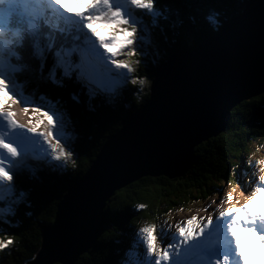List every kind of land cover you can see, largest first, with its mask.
<instances>
[{"label": "trees", "instance_id": "1", "mask_svg": "<svg viewBox=\"0 0 264 264\" xmlns=\"http://www.w3.org/2000/svg\"><path fill=\"white\" fill-rule=\"evenodd\" d=\"M246 1L154 0V9L148 10L149 14H144L148 11L141 9L139 14L142 16L135 14L133 18L135 24L140 23L133 28L138 71L153 80L157 71L155 62L163 63L182 49L196 50L205 39L218 34L223 25L238 15ZM213 12L219 15H212ZM48 21L45 22L48 24ZM49 25L45 27L57 32H48V36L32 33L33 38L32 34L18 37L22 38L23 46L19 44V48L10 53L11 46L8 54L19 67L18 79L29 85L30 92L26 93L37 103H49L64 115L63 126L67 134L73 135L67 149L72 153V159L62 164H46L48 167L42 170L43 166H40L18 172L14 186L15 191L22 193L20 202L10 213L0 215L1 238L12 239L0 249V264H27L35 257L42 243L43 229L55 220L64 195L88 171L104 144L120 130L123 117L150 97V86L143 90L131 76L124 77L119 71H116L119 82L106 88L109 90L95 87L94 80L102 81L93 77L90 80L80 71L65 75L57 53L63 56L83 44L78 40V34L70 32L63 23L53 19ZM32 28L39 29L36 23ZM44 39L53 45L43 53L28 42ZM157 56L160 61H156ZM72 59L77 63L78 58ZM49 73L59 83L54 84ZM48 94L50 98H41ZM263 98L264 93L246 101L242 108L239 107L245 103L233 108L223 134L195 147V164L184 176H144L117 190L105 205L102 228L92 247L75 264H128L129 256L135 254V243L143 237L140 229L152 225L157 212L170 215L195 202H204L211 195H217L224 183L246 187L247 181L240 175L234 158L243 161V154L250 153L249 141L264 143ZM129 104L131 107H126ZM2 206L0 203V208ZM158 222L156 233L162 235ZM144 250L145 247L137 249L140 255Z\"/></svg>", "mask_w": 264, "mask_h": 264}, {"label": "water", "instance_id": "2", "mask_svg": "<svg viewBox=\"0 0 264 264\" xmlns=\"http://www.w3.org/2000/svg\"><path fill=\"white\" fill-rule=\"evenodd\" d=\"M17 85L28 91L26 82ZM263 91L264 0H250L196 50L182 49L158 66L151 98L123 117L120 130L64 195L27 264H75L92 247L117 190L144 176H184L195 161L194 147L224 132L233 107ZM95 199L99 204L91 203Z\"/></svg>", "mask_w": 264, "mask_h": 264}, {"label": "snow or ice", "instance_id": "3", "mask_svg": "<svg viewBox=\"0 0 264 264\" xmlns=\"http://www.w3.org/2000/svg\"><path fill=\"white\" fill-rule=\"evenodd\" d=\"M46 4L49 8L60 9L61 6L55 3L54 0H0V24L9 19H15L20 16V9L23 8L26 12H31L33 15L38 14L41 10L40 5ZM121 9V18L127 17L124 27L126 28L128 22L133 15L134 9L152 10L154 9V0H147V7H138L132 4V0H112V10ZM69 16L73 13H68ZM81 16H87L88 13H80ZM85 23H91V20L85 21ZM2 28V27H0ZM131 34L126 37V42L117 43L105 36L98 38L94 42V46L84 44L83 47H78L72 51H78L80 57L83 56V62L75 63L72 59V51L61 56L60 63L64 67V74L67 75L70 72L80 71L82 75L93 77L101 80L105 83V86H111L115 83L114 77L116 73H109L106 69H103V61L97 57L96 51L98 47H103L112 59V64L117 69H127L128 64L125 60H117L115 57L118 55L120 49L128 46L131 41ZM98 45V47H97ZM132 47L127 48L128 54ZM133 50V49H132ZM2 67V66H0ZM19 71L18 65L12 64L10 68L0 70V76H4L5 79L0 80V94L3 95L4 100L0 103V118H3L5 122L3 126H0V182H11L14 179L13 172H21L23 170L22 160L27 157V152L31 146V138L26 133L20 131V124L14 118V114L9 110L6 105L12 100V96L9 95L10 80H14ZM49 78L54 84L59 83L55 79L54 75L49 73ZM142 83L147 84V81L136 80V85ZM74 99V98H73ZM27 111V109H25ZM34 112L39 113L40 110L34 109ZM52 111H59V109H53ZM48 121L49 127L52 131H44V134L48 137L49 143L53 144V158L56 161L63 162L65 160L72 159V153L64 148L60 139H56L54 132L57 130L58 121L64 119V115L61 114L55 118V124L51 123L54 116L49 115L48 112L41 113ZM32 132H38V126L31 128ZM5 153L7 155H5ZM13 159L9 160L8 157ZM259 163V161H257ZM260 186H253L251 195L248 196L246 203L239 207L226 206L222 210L218 211L215 216L209 214L206 217H197L195 215L190 216L186 220L182 221L175 229L173 239L178 238V242L173 243L167 241L166 247L158 245L157 241L160 239L156 233V226H145L141 231L143 233L144 244L146 245L147 255L142 264H220L221 256H216L215 260L209 252L220 246L224 247L222 243V237L217 233L211 231V226L220 222L222 227L227 230L232 240L235 239L234 231L236 229L251 228L257 234L264 233V220L253 218L250 214L253 202L259 198L264 197V175L258 178ZM229 193H225L224 199H229ZM143 207V205H141ZM219 207V205H217ZM162 231V229H161ZM10 243V238H0V249H3ZM223 256L228 257L225 264H232L231 256L225 251Z\"/></svg>", "mask_w": 264, "mask_h": 264}, {"label": "rangeland", "instance_id": "4", "mask_svg": "<svg viewBox=\"0 0 264 264\" xmlns=\"http://www.w3.org/2000/svg\"><path fill=\"white\" fill-rule=\"evenodd\" d=\"M244 7H245V5H244ZM244 7H243V9H244ZM140 12L142 13L141 9H138V10L134 9L133 15L131 16V20H133V18L135 17V14L138 16V14ZM38 13H41V10ZM144 14H149V11H148V13H144ZM36 15H33V16H36ZM139 15H140V17L142 16L141 14H139ZM38 16H40V15H38ZM133 31H134V29H132L131 33H130L131 38H132L130 41V44L128 46L120 49L118 55L115 57V59H117V60H120V59L125 60V62L128 64V68L127 69L115 68V65L112 64L113 57L110 54H108L107 52H105L104 49L101 48L102 50L100 52L103 53V56L106 59V60H103V62H102L103 63V69H117V71L121 72L124 77L130 78V76H131L133 80H136V78H138L141 81H147V84L142 83L141 87L143 90H146V88L148 86H150V90H151V86H152L154 78H153V80L150 81V78L148 76L140 73V71H138V69H137V66L139 65V61H136L134 59L133 50L135 49V43L136 42L133 41L135 39ZM128 47H132V49H133L131 54H128V52H127ZM49 49H50V47L46 46V50H49ZM147 52L148 51H146V53ZM155 59H156V57H155ZM157 60L160 61L159 56H157L156 61ZM9 63L11 64L9 58L7 56H5L4 53L2 54L0 52V66H2V67H0V70L7 71L8 69L5 66L10 65ZM162 64L163 63H161V62H159V63L155 62V65L157 66V68H158V66H161ZM122 75L119 78H122ZM87 78L92 80L91 77H89V76ZM114 81H115V83H114L115 85L119 82V81H117V78L114 79ZM96 83L102 84L103 86H105L104 82L96 81ZM9 84H10V90H11L9 95L12 96L13 99H15L16 103L15 104L9 103L6 105V107L9 110H11L14 115H16L14 117L17 120V122L19 124L31 125L32 123H35L37 120L40 121V123L37 125L38 126V133L40 134L39 135V142L31 144V146L27 152L26 159L22 160L21 163L25 162L26 164L24 163V165H28L27 163H29L30 160H31V162H34V163H39V160H40V161H43L42 162L43 168H47L48 166L46 164H50L52 162H54L55 164H58V163L62 164L64 161L59 162L53 158V156H54L53 149L43 139V135H42L43 132L46 130L52 131V129L49 127L46 118L43 115H41V113L48 112L49 115H53L54 118H56L60 114L58 113V111H52L53 106H50L48 103L38 104L36 102L34 103V101L32 102L30 99L24 98L21 91H18V88H17L14 80H10ZM89 84H91V83L89 82ZM114 84H112V85L115 86ZM13 86H15L14 91H13ZM262 88L263 87H261L259 89L262 91ZM263 93H264V91L259 92L258 94H255L252 98L259 96ZM150 98H151V96L147 99V101L144 104H147V102ZM252 98L246 99V100L242 101L241 103L244 104L246 101L249 102L252 100ZM263 100H264V98H263ZM238 106H240V105H238ZM242 106H246V103H245V105H241L239 108H242ZM37 108L40 110L39 113L33 111L34 109H37ZM25 109H27V111H25ZM2 119L3 118H0V126L4 125V123L2 124V122H1ZM63 123H64L63 120L58 121L57 130L54 132V136L56 139H60L61 144L64 146L65 149H68L69 143L72 142L71 140L73 139V137H72L73 135L67 134V131L65 130V127L63 126ZM222 134H223V132L220 133V135H222ZM218 136H215L212 138H217ZM212 138H210V140ZM248 145L250 146V153L243 154L244 155L243 161H240V158H234L235 162H237V164H238L237 169H240V175L242 176V178L244 180L247 181L246 187L241 185V184H235V183L225 184L224 183L218 189L217 195H211V197L209 199H206L204 202H201V203L195 202L194 204L187 206V207H185L179 211H176L170 215H167L165 213L159 214L157 212L154 215V219H152L154 222L152 225L157 226L156 223L159 221L158 227H159L160 231L162 229V231H161L162 235H158V237H160V239H158V241H157L159 246L166 247L167 241H171L173 243L178 242V238L173 239L176 227L182 221L186 220L187 218H189L192 215H195L197 217H206L207 215L211 214V215L215 216V214L218 211L222 210L226 206L239 207V206L243 205L244 203H246L248 196L251 195L253 186H257V187L260 186V182H259L258 178L261 175H264V143L261 144L259 142L251 140L248 142ZM35 149H37L38 152L40 153V155H39L40 157H38V158L32 157L31 158L30 155L32 154V150H35ZM0 151H3V150H0ZM5 155H7V154L5 153ZM8 159L11 160L13 158L9 156ZM257 161H259V163H257ZM44 163H46V164H44ZM25 169L26 168L23 167V170H25ZM30 169H34V168L30 167ZM40 170H42V168ZM160 176H162V175H159L156 177H160ZM163 176H165V175H163ZM15 189L16 188L13 185V181H11V182H0V202L4 203L2 208H0V215L5 214V213H10L9 211H11V208H14L15 206H17V203L20 202L22 193H18L17 191H15ZM225 193H229V195H230V198L227 200L224 199ZM261 198H264V197H261ZM217 205H219V207H217ZM141 230L142 229H140V233L142 234ZM165 230H167L166 235L164 234L166 232ZM1 234L3 235V232L0 228V238H1ZM261 234H264V233H261ZM142 238L143 237L141 236V239H139V240L137 239L138 242L135 243L136 244L135 254H131V256H129L130 260L128 261V264H142V260L145 259L146 255H147L146 245L144 244V240ZM10 241H12V239ZM133 244H132V248L134 250ZM141 247H143V248L145 247V251L143 252L142 255H140L137 251V249L141 248ZM82 255H85V254L82 253L80 256H82ZM127 257H128V255H127ZM126 259L127 258H125V260ZM213 259H215V258H213Z\"/></svg>", "mask_w": 264, "mask_h": 264}, {"label": "clouds", "instance_id": "5", "mask_svg": "<svg viewBox=\"0 0 264 264\" xmlns=\"http://www.w3.org/2000/svg\"><path fill=\"white\" fill-rule=\"evenodd\" d=\"M54 2L58 3L61 8H55L57 11L53 14L58 17V21L63 23L70 32L78 34L77 38L81 40L83 45L88 44L95 47L94 42L106 35L110 36L117 43L126 42V37L135 27L130 22H128L126 28L124 27L127 17L121 18V9L112 10V0H54ZM132 4L138 7H147V0H132ZM68 13H73V15L69 16ZM80 13H88V15L81 16ZM211 14L219 15V13L215 12ZM89 19L91 23H85ZM217 30L219 29L217 28ZM3 31L4 29L0 28V33ZM101 48L104 49L103 47H98L96 54L103 61V53L99 50ZM129 51H132V49H129ZM83 59L82 56L81 62H83ZM3 79L5 77L0 76V80ZM136 80L133 81L135 84ZM14 90L15 86H13ZM73 98L79 102L78 97L73 95ZM3 100L4 97L0 94V103ZM9 103L15 104L16 101L12 99ZM126 107L130 108L131 105H126ZM39 123L40 121L37 120L31 125L20 124V131L26 133L31 138V143L39 142L40 134L31 131V128L36 127ZM51 123L55 124V118H53ZM42 135L43 139L53 149L55 142L49 143V139L44 132ZM29 214L26 213V215ZM250 214L253 221L256 219L264 220V198H259L253 202ZM211 231L213 233L219 232L224 244V247L218 246L209 252V255L213 258L221 256L220 264H225V261L228 260V257L222 255L225 251L231 256L232 264H264V234H257L251 228L236 229L234 231L235 239L232 240L227 230L222 227L219 221L211 226Z\"/></svg>", "mask_w": 264, "mask_h": 264}, {"label": "bare ground", "instance_id": "6", "mask_svg": "<svg viewBox=\"0 0 264 264\" xmlns=\"http://www.w3.org/2000/svg\"><path fill=\"white\" fill-rule=\"evenodd\" d=\"M249 1H250V0H247V1L245 2V4H244L245 7H246V5H247V3H248ZM245 7H244V8H245ZM242 12H243V11H242ZM240 13H241V12H240ZM240 13H239V14H240ZM230 21L232 22V19H231ZM230 21H229V22H230ZM229 22H228V23H229ZM228 23H226L225 25H227ZM225 25H223L222 28H223ZM222 28H221V29H222ZM78 77H80L81 79L83 78V76H82L80 73H78ZM92 84H93V83H92ZM94 86H95V87H98V88L101 87V89L109 90V89H106V88H107L106 86H103L102 84H97L95 80H94ZM108 87H110V86H108ZM92 89H95V88L92 87ZM210 94H211L210 97H212L213 95H214V96H217L215 93L213 94L212 92H210ZM150 96H151V94H150ZM34 100H35V99H33V100H31V101L33 102ZM239 104H240V103H239ZM239 104H238V105H239ZM236 106H237V105H236ZM236 106H234L233 108H235ZM140 107H141V106H139L138 108H140ZM138 108H137V109H138ZM137 109H136V110H137ZM231 111H232V110H231ZM129 114H130V113H129ZM14 118H15V117H14ZM2 120H3V119H2ZM204 142H205V141H204ZM202 143H203V142H202ZM200 144H201V143H200ZM104 145H105V144H104ZM198 145H199V144H198ZM198 145H196V146H198ZM196 146H195V147H196ZM195 147H194V149H195ZM193 154H194V152H193ZM109 156H110V155H107V158H108ZM194 157H195V155H194ZM194 160H195V159H194ZM105 163L108 164V163H109V160L107 159V160L105 161ZM194 164H195V161H194V163H192L191 167L186 171V173L192 168V166H193ZM25 168H26V167H25ZM186 173H185V174H186ZM182 176H183V175H182ZM178 177H181V176H178ZM68 191H69V190H68ZM91 201H92V202H91L92 204H99V200H98V199L91 200ZM87 210H88V214L90 215L89 217H90V219H91V227L94 228V229H96L97 221H96L95 219H93V217H92L93 214L91 215V211L89 210V208H88Z\"/></svg>", "mask_w": 264, "mask_h": 264}]
</instances>
